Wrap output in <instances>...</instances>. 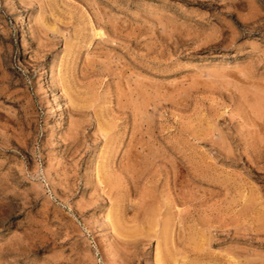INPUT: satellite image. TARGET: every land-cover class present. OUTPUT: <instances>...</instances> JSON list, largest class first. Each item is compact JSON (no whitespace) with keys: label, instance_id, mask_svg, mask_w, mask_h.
I'll use <instances>...</instances> for the list:
<instances>
[{"label":"rangeland","instance_id":"rangeland-1","mask_svg":"<svg viewBox=\"0 0 264 264\" xmlns=\"http://www.w3.org/2000/svg\"><path fill=\"white\" fill-rule=\"evenodd\" d=\"M0 264H264V0H0Z\"/></svg>","mask_w":264,"mask_h":264}]
</instances>
